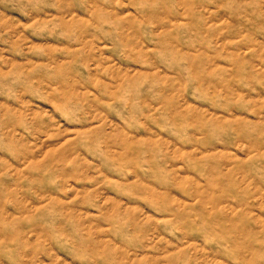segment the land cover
I'll return each mask as SVG.
<instances>
[{
  "label": "rangeland",
  "instance_id": "rangeland-1",
  "mask_svg": "<svg viewBox=\"0 0 264 264\" xmlns=\"http://www.w3.org/2000/svg\"><path fill=\"white\" fill-rule=\"evenodd\" d=\"M0 264H264V0H0Z\"/></svg>",
  "mask_w": 264,
  "mask_h": 264
}]
</instances>
